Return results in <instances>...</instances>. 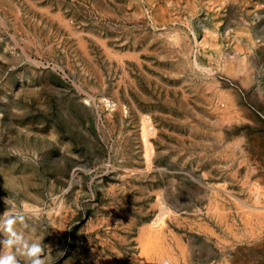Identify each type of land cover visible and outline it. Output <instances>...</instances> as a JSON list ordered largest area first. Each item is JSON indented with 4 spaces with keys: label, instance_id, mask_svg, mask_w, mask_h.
<instances>
[{
    "label": "rangeland",
    "instance_id": "obj_1",
    "mask_svg": "<svg viewBox=\"0 0 264 264\" xmlns=\"http://www.w3.org/2000/svg\"><path fill=\"white\" fill-rule=\"evenodd\" d=\"M0 172L16 264H264V0H0Z\"/></svg>",
    "mask_w": 264,
    "mask_h": 264
},
{
    "label": "bare ground",
    "instance_id": "obj_2",
    "mask_svg": "<svg viewBox=\"0 0 264 264\" xmlns=\"http://www.w3.org/2000/svg\"><path fill=\"white\" fill-rule=\"evenodd\" d=\"M180 1V0H179ZM148 2V1H147ZM160 2V1H159ZM156 3V2H155ZM158 4V3H157ZM204 5V4H203ZM200 6V5H199ZM206 6V5H205ZM152 8V7H151ZM175 8V7H174ZM152 9H154V7L152 8ZM156 9V8H155ZM187 9V8H186ZM196 9V8H195ZM194 10V9H193ZM151 12V11H150ZM156 12V11H155ZM180 12V11H179ZM154 13V12H153ZM182 13V12H181ZM189 14V13H188ZM58 15V14H57ZM151 15H152V13H151ZM54 16V15H53ZM114 16V15H113ZM189 16V15H188ZM197 16V15H196ZM57 17H59V16H57ZM184 18V17H183ZM187 18V17H186ZM174 21V20H173ZM185 23V22H184ZM192 23V22H191ZM190 25V24H189ZM44 26V25H43ZM67 26V25H66ZM186 27V26H185ZM194 27V26H193ZM193 30V29H192ZM260 34V33H259ZM184 35V34H183ZM194 35V34H193ZM41 36V35H40ZM188 36V35H187ZM194 37V36H193ZM80 38V37H79ZM194 38H196V37H194ZM38 40V39H37ZM81 40V39H80ZM189 40V39H188ZM79 41V40H78ZM83 41V40H82ZM37 42V41H36ZM81 42V41H80ZM173 43V42H172ZM195 43H196V41H195ZM79 45V44H78ZM82 45V44H81ZM85 45V44H84ZM187 47V46H186ZM196 47V46H195ZM83 48V47H82ZM81 48V49H82ZM179 48V47H178ZM89 49V48H88ZM206 49V48H205ZM176 50V49H175ZM184 50V49H183ZM194 50H195V48H194ZM210 50V49H209ZM110 51V50H109ZM182 51V50H181ZM86 52H88V51H86ZM179 52V51H178ZM215 52V51H214ZM89 53V52H88ZM199 53V52H198ZM212 53V52H211ZM220 53V52H219ZM84 54V53H83ZM111 54V53H110ZM122 54V53H121ZM127 54V53H126ZM194 54V53H193ZM216 54V53H215ZM113 55H115V54H113ZM221 55V54H220ZM92 56V55H91ZM111 56V55H110ZM109 56V57H110ZM116 56V55H115ZM119 56V55H118ZM122 56V55H121ZM178 56V55H177ZM192 56V55H191ZM90 57V56H89ZM112 58V57H111ZM117 58V57H116ZM192 58V57H191ZM109 59V58H108ZM118 59V58H117ZM216 59V58H215ZM119 60V59H118ZM199 60V59H198ZM120 61V60H119ZM222 61H223V59H222ZM122 62V61H121ZM207 64V63H206ZM204 65V64H203ZM181 66H182V64H181ZM196 66V65H195ZM199 66V65H198ZM242 66V65H241ZM193 67H194V65H193ZM234 67H235V65H234ZM206 68H207V66H206ZM209 68V67H208ZM199 69V68H198ZM210 69V68H209ZM202 70V69H201ZM230 70V69H229ZM232 71V70H231ZM247 71V70H246ZM232 73V72H231ZM181 74V73H180ZM191 76V75H190ZM194 76H195V74H194ZM248 77V76H247ZM247 81H249V80H247ZM211 82V81H210ZM243 82V81H242ZM244 83V82H243ZM246 84V83H245ZM206 86V85H205ZM175 89V88H174ZM209 91V90H208ZM187 93V92H186ZM184 94H185V92H184ZM168 97V96H167ZM189 97V96H188ZM191 97V96H190ZM189 97V98H190ZM118 99V98H117ZM119 100V99H118ZM118 102V101H117ZM187 102V101H186ZM190 102H191V100H190ZM199 103V102H198ZM180 104V103H179ZM189 105V104H188ZM122 107H123V105H122ZM118 108V107H117ZM174 108H176V107H174ZM122 109V108H121ZM191 109V108H190ZM97 110V109H96ZM178 111H179V109H178ZM188 112H190V111H188ZM225 112V111H224ZM236 112V111H235ZM239 113V112H238ZM112 114V113H111ZM185 114V113H184ZM226 114V113H225ZM227 115V114H226ZM223 116V115H222ZM231 118V117H230ZM120 119V118H119ZM147 118H145V120H146ZM233 119V118H232ZM111 120V119H110ZM245 120H246V118H245ZM143 121V120H142ZM225 121V120H224ZM232 121V120H231ZM115 122V121H114ZM146 122H148L147 120H146ZM145 122V123H146ZM150 122V121H149ZM150 125H151V123H149ZM223 124H225V123H223ZM149 125V126H150ZM143 126H144V124H143ZM227 126V125H226ZM148 128H150V127H148ZM152 128V127H151ZM151 128H150V130H151ZM153 129V128H152ZM122 130V129H121ZM147 130V129H146ZM214 130V129H213ZM145 131V130H144ZM148 131H149V129L147 130V131H145V135H147L148 134ZM154 132H155V130H154ZM151 134H152V132H150ZM154 134V133H153ZM214 134V133H213ZM144 135V136H145ZM145 137H147V136H145ZM145 139V138H144ZM147 139V138H146ZM145 141V140H144ZM121 142V141H120ZM147 142V141H146ZM150 142V141H149ZM237 142V141H236ZM147 145L149 144V143H146ZM146 145V146H147ZM149 145H151V144H149ZM229 145V144H228ZM148 148V149H147ZM147 150H145L147 153V155H145V156H148V155H150V153H151V147L150 146H147ZM153 148V147H152ZM69 149V148H68ZM116 150V149H115ZM154 150V149H153ZM120 153V152H119ZM123 155V154H122ZM152 156V155H151ZM71 159H72V156H71ZM148 160V159H147ZM20 163V162H19ZM3 166V165H2ZM6 166V165H5ZM12 166V165H11ZM15 166V165H14ZM125 168V167H124ZM162 168V167H161ZM28 169V168H27ZM151 171V170H150ZM1 173V172H0ZM234 173V172H233ZM165 174V173H164ZM138 175V174H137ZM124 176V175H123ZM160 176V175H159ZM127 177V176H126ZM72 181V180H71ZM30 182V181H29ZM114 184V183H113ZM15 187V186H14ZM17 187V186H16ZM19 187V186H18ZM21 187V186H20ZM22 188H23V186H22ZM27 188V187H26ZM260 188V187H259ZM199 189V188H198ZM159 190V189H158ZM259 190V189H258ZM112 191V190H111ZM23 192H25L26 193V191H23ZM108 192V191H107ZM160 192V191H159ZM162 192H164V191H162ZM263 193V192H262ZM217 194H219V193H217ZM79 195V194H78ZM111 195V194H110ZM202 195V194H201ZM158 196V195H157ZM219 196V195H218ZM74 197H75V195H74ZM158 199V198H157ZM159 201V200H158ZM216 201H217V199H216ZM219 201V200H218ZM260 200H258V202H259ZM221 202V201H220ZM260 203H262V202H260ZM264 203V202H263ZM155 204V203H154ZM162 204V203H161ZM198 206V205H197ZM215 206H217L216 204H215ZM239 206V205H238ZM244 206V205H243ZM218 207V206H217ZM169 208V207H168ZM219 208V207H218ZM246 208V207H245ZM33 209V208H32ZM215 209H216V207H215ZM263 209V208H262ZM27 210V209H26ZM224 209H222L221 210V212L223 211ZM228 210V209H227ZM243 210H244V208H243ZM243 210H241V211H243ZM169 211V210H168ZM168 211H167V213H168ZM206 211H208V210H206ZM225 212H226V210H224ZM247 211V210H246ZM245 210L243 211V212H246ZM254 210H252V212H253ZM67 212V211H66ZM251 212V213H252ZM256 212H258V211H256ZM256 212H254L255 214H254V216L256 215ZM260 212V211H259ZM39 213V212H38ZM58 213V212H57ZM164 213V212H163ZM220 213V212H219ZM224 213V212H223ZM159 214V213H158ZM165 214V213H164ZM218 214V213H217ZM225 214V213H224ZM237 214V213H236ZM243 214V213H242ZM245 214V213H244ZM247 214V213H246ZM261 214V213H260ZM259 214V215H260ZM9 215V212L8 213H6L5 214V216H8ZM66 216H67V213L65 214ZM163 215V214H162ZM218 215H220V214H218ZM222 215V214H221ZM221 215H220V218H221ZM29 216V215H28ZM217 216V215H216ZM226 216V215H225ZM250 216V218H251V214L249 215ZM262 216H264V215H262ZM34 217V216H33ZM184 217V216H183ZM187 217V216H186ZM158 218V217H157ZM161 218V217H160ZM248 218V217H247ZM250 218L248 219V220H246V221H248L247 223H250L251 222V220H250ZM261 218V217H260ZM242 219H243V217H242ZM160 220H162V219H160ZM257 220L258 221H261V220H259V218H257ZM171 221V220H170ZM176 221V220H175ZM219 221H220V219H219ZM222 221V220H221ZM221 221H220V223H221ZM246 221H244V222H246ZM264 221V220H263ZM163 222V221H162ZM254 222V221H253ZM164 223V222H163ZM162 223V224H163ZM204 223V222H203ZM227 223V222H226ZM148 224H149V222H148ZM190 224V223H189ZM228 224H229V222H228ZM259 224H262V222H259ZM28 225V224H27ZM151 225H153V223L151 224ZM203 225V224H202ZM227 225V224H226ZM230 225V227L232 226L231 225V223L229 224ZM229 225H228V229L230 228L229 227ZM248 225V224H247ZM25 226V225H24ZM100 226V225H99ZM205 226V225H204ZM225 226V225H224ZM250 226H251V223H250ZM254 226V225H253ZM262 226V225H261ZM94 227V226H93ZM189 227H190V225H189ZM226 227V226H225ZM14 228V226L12 225V229ZM150 229H147L148 230V233L149 234H146V231L145 232H142V233H145V239H141L140 240V242L142 243V245H143V247H142V250H141V252H140V255L141 256H139V254H138V256L137 257H134V260H133V264H150L151 263V261H152V259H154V255H156V258L159 260V262H160V264H168V263H166V254H167V252H168V250L166 249V247H165V244H164V242H165V239H163L162 238V235L161 234H163V230L160 228H158V230L156 229V230H154V229H152L151 230V227H149ZM256 228V227H255ZM90 229V228H89ZM105 229V228H104ZM164 229V228H163ZM213 229V228H212ZM231 229V228H230ZM93 230V229H92ZM144 230H146L145 228H144ZM150 230V231H149ZM153 230H154V232H153ZM250 230V229H249ZM14 231V230H13ZM209 231H210V228H209ZM230 231V230H229ZM235 231V230H234ZM259 231V230H258ZM14 232H16V231H14ZM213 233L215 232V230L213 229V231H212ZM212 232H209V233H211L212 234ZM255 232V230L253 229H251V233L253 234ZM63 233V232H62ZM141 233V232H140ZM215 234H218V233H214V235ZM233 234H235V233H233ZM264 234V233H263ZM142 236L140 237V238H142L143 237V234H141ZM149 235V236H148ZM258 235V234H257ZM217 236V235H216ZM237 236H238V234H237ZM241 236V235H240ZM148 238V239H147ZM174 238H176L175 237V235H174ZM239 238V237H238ZM220 239V238H219ZM224 239V238H223ZM229 239V238H228ZM31 240V239H30ZM29 240V241H30ZM226 240V239H225ZM17 241H18V239H17ZM183 241V240H182ZM263 241V240H262ZM32 242V241H31ZM167 242V241H166ZM224 242V241H223ZM245 242V241H244ZM33 243V242H32ZM176 245H178V247L180 248V250L182 251V252H184V253H186L185 255H186V260H185V262H186V264H192V261H193V259H192V253H193V251H194V249H193V246H189L188 248H186V246L188 245L187 243V245H185V243L183 242H181V240L180 239H176ZM171 244V243H170ZM189 244H191V245H194L193 244V242L191 241ZM229 244V243H228ZM171 246H173V245H170V247ZM169 247V248H170ZM264 247V246H263ZM8 249V248H7ZM22 249V248H21ZM171 249H172V247H171ZM170 249V250H171ZM232 249V248H231ZM188 251H191L190 253H189V255H187V252ZM7 252H8V250H7ZM176 252V251H175ZM256 252V251H255ZM142 253V254H141ZM181 254H183V253H181ZM208 254V253H207ZM206 254V255H207ZM119 255V254H118ZM168 255V254H167ZM170 255V254H169ZM233 255V254H232ZM135 256V255H134ZM133 257V256H132ZM168 257V256H167ZM230 257V256H229ZM251 257V256H250ZM169 258V257H168ZM171 259H172V257H171ZM173 259H174V257H173ZM206 259H207V257H205L204 259H202L201 261L202 262H204V261H206ZM228 259V258H227ZM111 260V259H110ZM108 261L107 262V264H113V262L112 261ZM175 261L177 262V259H175ZM174 261V262H175ZM249 262V261H248ZM153 263V262H152ZM151 263V264H152ZM156 263V262H155ZM178 263V262H177ZM171 264H172V262H171ZM204 264H207V263H204ZM220 264V263H219ZM243 264V263H242Z\"/></svg>",
    "mask_w": 264,
    "mask_h": 264
},
{
    "label": "clouds",
    "instance_id": "obj_3",
    "mask_svg": "<svg viewBox=\"0 0 264 264\" xmlns=\"http://www.w3.org/2000/svg\"><path fill=\"white\" fill-rule=\"evenodd\" d=\"M202 71L207 72L209 75H211V70L204 68ZM14 221L9 220L7 222V231L9 233H12V235H15V233L12 231V225ZM7 244H12L13 241L9 240L6 242ZM24 247L26 248V254L29 257L34 258L32 264H45V261L42 259H39L41 254L43 253V248L39 243H32L31 245L25 244ZM0 264H16L15 257L13 255H5L3 257H0Z\"/></svg>",
    "mask_w": 264,
    "mask_h": 264
}]
</instances>
